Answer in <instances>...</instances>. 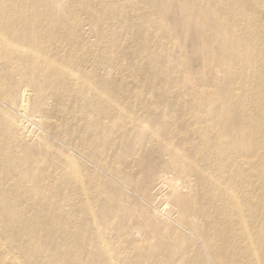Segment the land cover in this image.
<instances>
[{"label": "bare ground", "instance_id": "obj_1", "mask_svg": "<svg viewBox=\"0 0 264 264\" xmlns=\"http://www.w3.org/2000/svg\"><path fill=\"white\" fill-rule=\"evenodd\" d=\"M150 2L162 5L151 14ZM257 6L258 0H227L225 5L221 0H0V212L11 211L2 214L6 222L0 227L13 228L0 234V264H45L40 253L31 251L35 227L49 208L59 209L64 223L81 232L88 226L101 239L119 235L129 254L126 263L148 264V250L140 245L147 240L145 228L134 212L122 210L125 205L118 198L123 196L145 208L143 220L153 225L160 244L177 247L191 241L196 253L203 249L208 255L206 264H264V12ZM236 9L247 19L235 18ZM178 13L185 17L180 30L169 23ZM70 17L68 26L62 19ZM110 18L114 34L123 38L116 50L99 54L88 35H100ZM202 18L219 31L217 37L206 31V63L198 68L204 77L196 83L200 72L186 65L182 47L186 33H202ZM151 30L169 58L175 60L179 52L181 62L166 64L169 85L183 79L189 96L138 92L130 107L117 111L106 105L109 69L119 68L124 56L128 65L144 59L148 75L159 71L152 54L159 44L151 47ZM221 69L230 90L202 88V82H219ZM146 77L141 87L149 89L153 81ZM92 99L101 105L99 116L88 133L86 123L76 135L78 115L83 111L81 120H88L86 106ZM111 113L117 116L114 122H103ZM101 137L103 146L107 139V145L117 144L109 149L114 164L104 161L93 145ZM203 137L206 156L185 152V145ZM255 137L257 145L251 142ZM4 159L10 167L2 166ZM141 159L148 165L135 178L127 170ZM18 161L24 162L23 170ZM72 164H84L104 180L90 173L82 178ZM212 170L218 178L210 179ZM191 189L215 209L204 212L213 222L206 230L197 224L200 208L186 206L195 196ZM28 209L35 213H26ZM54 218L50 215L48 221ZM157 245H151L153 253Z\"/></svg>", "mask_w": 264, "mask_h": 264}, {"label": "rangeland", "instance_id": "obj_2", "mask_svg": "<svg viewBox=\"0 0 264 264\" xmlns=\"http://www.w3.org/2000/svg\"><path fill=\"white\" fill-rule=\"evenodd\" d=\"M223 4L225 5L227 0H221ZM162 5V3H152L149 4V9L151 11V14L153 9L156 7H159ZM251 5H247L246 8L248 10L251 9ZM194 9L196 7H193ZM258 10L260 12H264V0H258ZM235 15H233L237 19H247V15L243 13L244 11L242 9H236ZM108 12H110L108 10ZM85 15V14H83ZM173 18L170 19L169 22L171 24L172 29H182L184 27V14L178 13V14H172ZM72 17L69 18V20L62 19L65 24L68 26L70 25V20ZM118 20L121 21L119 17H117ZM137 22H144V19L136 16ZM195 23L198 24V18H195ZM207 22V19L202 18V33L198 34L197 37H192L193 33H186L185 34V40L183 42L182 47V55L185 59L186 57V65L194 70H198L200 73L196 74V77L193 79L196 83L201 82V79L203 80V73L202 70H199L198 68H204L206 63V31L209 30L212 32V35L214 37H217L219 28H213L210 25V21L208 19L207 25L205 22ZM113 20L110 18L108 21L104 22L101 25V34L98 35L95 32L89 34L90 37L89 42L97 45V51L99 54H102L106 52V50H116V45L118 43L119 39H122V36H119L117 34H114L113 28H111ZM194 23V22H193ZM207 27L206 29L204 27ZM225 32L228 34V31L225 30ZM238 31H236L233 35L237 36ZM114 35V37H112ZM229 35V34H228ZM241 36V34H240ZM239 36V37H240ZM177 43V40H172ZM194 41V47H192V42ZM159 44V45H155ZM150 45L151 47L155 45L152 49V54L155 58H157V65L159 66V71L152 72L151 75H148L147 72L143 70V68H146V63L144 59L142 58H136L135 61H133L130 65H128V59L124 56L121 57V63L119 65V68L115 64L113 68L110 67L109 73V81H108V88H106V93L108 95V98L106 100V105H111L118 107L117 111H121V109L128 108L132 105L133 100L135 99L134 95L138 92H144L150 91L155 92L157 94H161L163 97H166L171 91H178L179 95H188V89L187 86L184 84L183 79H178L176 82V85L171 84L169 85V68L166 64L169 62H175L178 63L181 62L179 60V52L174 55L176 59L169 58L167 56V53L165 52V46L162 47L161 43L158 41L157 32L155 30H151L150 32ZM178 45V44H177ZM215 44L212 46V48L215 50ZM214 52V51H213ZM234 68L239 69V65L236 63H233ZM185 68L181 65L178 66V72L180 74H183ZM227 73L224 71V69H221V72L218 74L217 78L218 81H215L212 86L204 85L203 82L201 83L202 88H205L206 90L213 93V89H217L220 92L229 91L230 86L227 85L224 81ZM149 78L153 81L152 84L149 85V89L147 87L142 88L141 83L142 79ZM247 79L243 78H237L236 82H243ZM96 83V82H95ZM215 86V87H214ZM219 92V93H220ZM233 95L238 93L237 90L231 89V92ZM231 99V98H229ZM92 103L86 106V109L90 113V117L86 121L85 119L81 120V117L83 116V111L80 112L78 115L79 120L77 121V129L79 133H82L83 126L88 123V131L90 128H93L94 121L97 116H99V109L101 107L99 101L92 99ZM79 104H82V102H78ZM206 106H208L206 104ZM212 111V110H211ZM209 112V114H212V112ZM226 113L225 110H222ZM219 111H215L217 113ZM249 113V112H248ZM223 114H221L222 116ZM115 118H117L116 115L113 113L109 114L108 117H103V122L105 123H112L114 122ZM217 123V122H216ZM83 124V125H82ZM216 127V124L214 125ZM109 135L114 134L113 131L108 130ZM181 138V136H178ZM103 137L99 140V142H95L93 145L96 148V150L101 154L103 157L102 159L104 161L109 162L110 164H114L115 161H112L109 158V149L112 148L115 145H109L108 139L105 141V146H103L102 142ZM251 142L254 145L258 144V139L255 137ZM232 142L229 140L228 144H231ZM100 146L98 147V145ZM134 143H130L126 146V149L128 153L130 152L131 148L133 147ZM195 145V146H194ZM208 141L203 137V139H197L194 141L192 145H185V152L190 153L194 155V153H199L202 155L206 154V150L208 149ZM120 146V145H118ZM121 147V146H120ZM46 151H48L47 147H44ZM179 150V149H177ZM206 156V155H205ZM204 158V157H203ZM206 161V159H205ZM207 162H202L201 165L204 167H208L206 164ZM17 166L23 170L26 166L24 165V162L21 161L16 162ZM74 165V171L77 175H79L82 178H86L87 175L90 173L94 177L102 178L99 173L93 172L90 170L88 166H85L84 164H81L80 166ZM148 165V161H144L141 159V161L138 163L137 166L134 168H130L127 171L131 176H134L137 178L138 169H143ZM4 168L10 167L7 163V161L4 159V163L2 165ZM6 170V169H5ZM3 170L5 173L6 171ZM217 171L212 170L211 175H209L211 178H218ZM103 179V178H102ZM104 180V179H103ZM109 180V179H107ZM74 181V179H73ZM94 184H98L94 182ZM108 187L106 186L104 195L107 196ZM121 190V189H120ZM121 192L125 194L122 190ZM43 193H47L51 196H56L57 191L55 190H45ZM190 194L195 195L191 200H187L186 206L189 209H198L199 210V216L201 218V221H197V224L204 230H206L209 226V221L206 220L204 217L205 210H213L215 212V209L212 207V204L205 198V196L200 194L194 189L190 190ZM38 196H41L40 194ZM118 201L123 203L125 206L122 208L125 212H134L135 213V220L141 223V226L145 228V236L147 237V240L140 243L141 247L144 248L145 251L148 250V256H147V263L148 264H206L209 263L208 255L205 253V251L202 249L199 250L198 253H196L192 247H191V241L189 242H181L177 247H171L170 245L160 244L158 233L153 229L152 224H147L144 222V212L145 208L142 207L140 204H131L128 201V198L126 196L118 198ZM139 203H141L143 206L146 207V205L138 200ZM202 210V216L200 215V211ZM6 212H11L10 210H4L0 212V224H4L6 220L2 217V214H5ZM28 214L35 213V210L28 209L25 211ZM120 214V211L117 210L115 213H113L114 217ZM43 215L45 216L42 223L37 225L35 227V233H34V243L32 245V253L38 254L40 253L43 258L45 264H127V257L129 254L125 252L126 246H123V249L121 245L118 242V236L119 235H111L109 237H105L103 239L99 238L98 231L89 232L88 226H86V232H81L79 229L73 227L71 224H66L61 218L62 213L59 209L56 208H49L46 211L43 212ZM50 215H55V218L52 221H48V217ZM142 215V218H141ZM213 223L212 221H210ZM151 228V230H150ZM13 231V228L10 227V229H6L4 225L0 227V234L1 233H10ZM95 230V229H93ZM190 237H193L190 235ZM151 241V242H150ZM158 244V245H157ZM151 245H157L156 253H153V249H150ZM184 245V248L182 246ZM30 249V248H29ZM165 252V253H164ZM62 253H65L67 258L62 259L61 255ZM212 259V258H211Z\"/></svg>", "mask_w": 264, "mask_h": 264}]
</instances>
